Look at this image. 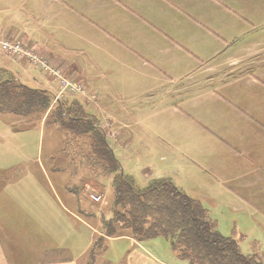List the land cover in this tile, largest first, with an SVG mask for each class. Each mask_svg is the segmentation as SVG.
<instances>
[{
  "label": "crops",
  "instance_id": "1",
  "mask_svg": "<svg viewBox=\"0 0 264 264\" xmlns=\"http://www.w3.org/2000/svg\"><path fill=\"white\" fill-rule=\"evenodd\" d=\"M146 1L142 6L149 13L151 1ZM120 5L119 0H17L13 4L9 0H0V35L21 41L55 66L68 68L72 78L80 79L88 90L97 92L99 105L108 110L117 124L115 130L123 134L120 138L130 140L131 146L132 141L139 138L136 134L138 128L151 131V121L161 122L162 128L166 129L170 117L163 119V102L170 96L179 95L180 115H183V119L176 121L179 150L180 146L191 145L187 134H195L194 147H201L194 149L193 156L196 157L193 163L205 170L203 172L218 183L225 195L231 194L242 202L241 211H257L258 226L264 233V67L258 68L261 54L264 55V42L236 48L219 39L224 49L219 48L218 43L201 49L195 45L185 46L171 34L155 27L152 21L150 32L142 35L136 44H122L114 32V25L120 20ZM123 7L142 19L135 12L137 8L133 10L126 4ZM106 13L109 27L105 26ZM187 17L194 22L192 16ZM208 34L212 36L210 29ZM5 59L9 60L8 64L0 63V67L12 70L23 83L48 90L54 96L59 94L58 83L44 71L40 72L41 75L31 73L28 60L14 63L9 56ZM229 59L237 60L236 65L241 61L239 74H234V71L226 73L224 69L229 66ZM23 72L26 82L19 77ZM170 82L178 83V87L171 88ZM184 83L191 85L187 87ZM67 97L80 98L102 123L100 112L92 110L84 97L75 94L64 96ZM219 103L226 105L227 120L224 115H213L220 111ZM203 109L208 111L204 119L201 117ZM11 118L15 117H5L7 121H12ZM12 123H0V133L8 131L9 137H16L10 142L13 148L7 147L13 150V157L9 153L0 156L6 163L0 160V264H87L92 239L95 234H101L89 221L75 214L78 194L72 188L71 171L68 168L58 170L54 161L57 154L50 153L49 162H54L48 168L54 177L50 192L32 170L37 166L38 173L48 177L41 155L35 157L22 148L25 143L32 146L30 134L16 132ZM158 138L166 144L162 137ZM117 140L115 136L112 138L114 143H118ZM18 158L31 169L24 179L16 175H21V171L16 169ZM239 160L242 161L240 165L234 164ZM225 161H230V164L223 166ZM198 162L210 163L220 171L219 175L225 173L226 176L216 178V170H206V166ZM41 190L51 193L53 208L64 212L55 223V228L59 219L62 227L65 224L66 234L60 251L82 249L73 257L43 260L40 253L37 257L35 244L26 238L36 234V221L39 224L41 221L42 203L35 196L41 195ZM29 192L33 193L25 196ZM210 202L216 204L217 199ZM55 211L58 216V210ZM212 221L218 230V222ZM160 239L140 243L128 236L109 238L103 253H109L107 259L112 264H117L116 259L118 264H189L174 253L171 260L161 259L153 243L163 242ZM256 242L264 248V239L259 242L257 238ZM112 245L122 249L118 257L112 255ZM263 255L264 251L247 256H256L264 263Z\"/></svg>",
  "mask_w": 264,
  "mask_h": 264
},
{
  "label": "rangeland",
  "instance_id": "2",
  "mask_svg": "<svg viewBox=\"0 0 264 264\" xmlns=\"http://www.w3.org/2000/svg\"><path fill=\"white\" fill-rule=\"evenodd\" d=\"M9 1L13 4L14 1L17 0ZM119 1L121 2L120 7L122 10L120 20L116 21V24L114 25V32L122 40V44H136V42L141 39L142 35H146L150 32L152 21L155 27H159L171 34L177 38V40L183 42L185 46L189 44L204 49L205 47H209L210 45L213 46L215 43H218V47L224 49L223 45L219 44V39L228 41L236 48H240L242 45L252 46L264 42V0H150L149 13L146 11L147 8L142 6L144 2H147L146 0ZM125 4L133 10L137 8V11L135 12L141 16L142 19L133 16V13L131 12H127L123 7ZM140 10L143 13L138 12ZM143 14H146L149 18L145 17ZM187 16H192L194 22L190 21ZM105 26L109 27L108 13H106ZM208 29L211 30L212 36L208 34ZM25 47L29 49L32 54L35 53L38 55L40 59H42L41 62L51 66L50 68L59 74L56 75L53 72L49 73L48 71L39 67H34L27 62L31 73L41 75L40 72L44 71L50 78L58 83V92H61L63 96L67 94H77L79 96L80 94V96L82 95V97H84L91 105L90 107L92 110L100 112L102 123L100 124L98 121V126H100L104 134L108 136V141L111 143L110 145L115 149L116 156L123 168V173L130 176L138 188H146L157 179L170 180L175 186L193 199L200 201L202 205L208 209L212 220L218 222V231L224 236L236 239L242 253L246 255L257 254L258 252L263 253L264 248L262 247V244L260 243L259 246L256 242L257 238L259 242L264 239V233L258 226L257 211H241L243 203L231 194L225 195L218 183L212 181L210 175L208 176L203 172L205 170H201L196 163H193V159L196 157L193 156V151L194 149L199 150L201 147L200 145L194 147L195 134H187V138H189L191 145L189 147L180 146L181 150H179V147L177 146L178 132L176 130V121L177 119H183V115H180L181 104L178 99L179 95L170 96L169 99L167 98L163 102L165 105L163 107V119L170 117L166 129L162 128L161 122L151 121L149 123L151 131H144L142 128H138L136 134H138L139 138L132 141L133 144L131 146V142H129L130 140L120 138L123 134H120L115 130L117 124L114 122V118L109 114L108 110L104 108V106L103 109L101 105H99L100 101L97 92H91L88 90L86 84L80 79L72 78L69 75L68 68L65 69L64 66H55L34 49L29 48L27 45H25ZM251 56L258 57V55ZM5 57L8 56L0 55L1 64H8L9 60L5 59ZM261 57L262 61L258 64V68L264 67V55L261 54ZM9 58L14 60V63H16V61H23L12 56H9ZM236 63L237 60L229 59V66L224 69L226 70V73L231 74V72L234 71V74H239L242 71L240 68L241 66H239L241 61H239V64L237 65ZM17 68L20 69L18 66ZM19 77L26 82L24 72ZM184 84L187 87L191 85V83ZM29 85L34 87L32 84ZM77 87L79 89H77ZM170 87L176 88L178 87V83L170 82ZM60 99L66 98H58V100ZM54 102L56 103V100ZM219 108H221L219 109L220 111H215L213 115L216 117H218V115H224L226 117L225 120H227L228 115L225 109L226 105H221L219 103ZM7 115H11L15 118H11L12 121H7L5 119ZM206 115H208V111L203 109L201 111V117L204 119ZM225 120L218 119V121L223 123ZM53 121L52 112L50 114V111L43 117L36 116L26 119L8 113H0V123L5 124L6 122H15L12 124H14L16 132L30 134V140L33 142L32 146L31 143L29 145L28 143H25L22 148L27 149V153L35 157L41 155L43 167L46 171L49 166H53L54 163L51 162V164L49 162L50 153L57 154L56 160L54 159L57 163V169L62 170L60 168L62 166L64 170L68 168L72 173V188L78 194V208L75 211V214L83 220L89 221L96 230L100 231V227L103 223L102 220H108L111 218H107V216L110 214L112 215L115 202L111 179L104 177L101 166L100 169L91 167L95 166L97 161L94 163L96 158L91 154L92 141L87 138V136H79L72 133V131H66L69 134L65 141L67 146L65 151L61 153L60 151L63 150L64 138L60 132L51 127ZM126 132L130 133L129 131ZM7 133L8 131L6 134L0 133V156L9 153V156L13 157V150L8 149L7 147L11 146L10 142H13L12 140H14L12 138L16 137H9ZM199 133L200 136H204L201 132ZM114 136L118 139L116 141L118 143L112 141ZM158 136L162 137L166 142L165 145ZM196 136L199 137L198 135ZM202 141L203 140H201V142ZM11 148L13 147L11 146ZM0 160L3 164H6L4 163V159ZM6 161L8 162V160ZM17 161L19 162L16 169L17 171H21V175H18L17 173L16 175L18 177L21 176V179H24L31 169L23 159L18 158ZM241 162V160L234 161V164L240 165ZM198 164H204L207 168L206 170H216L214 173L216 178L226 176L225 173L219 175L220 171L213 168L210 163L198 162ZM227 164H230V161H225L222 165L225 166ZM146 167L150 169H146ZM12 169H14V167ZM32 170L37 175L36 178L42 182V185L47 189L49 187V191L51 192V183L54 180L53 173L48 170V177H43L42 174L38 173L37 166H33ZM26 172L27 174H25ZM8 174L11 175L10 173ZM61 175L65 176V174ZM58 177H60V174ZM3 181L4 179H2V182ZM25 190H30V188H25ZM220 191L222 192L217 194V192ZM32 193L33 192L26 193L25 196ZM93 194L102 196V200L98 203L93 201L91 199ZM35 196H37L42 203L41 221L40 224L36 221V234L26 236V238H29L31 240L29 242H32L33 245L35 244L37 257L39 253L43 260H48L53 257L68 258L75 256L77 254L76 252L81 251L82 249H76L71 252L67 249L60 251L64 243H62L63 238L66 234L64 227L65 224L62 227V225H60L62 220L59 219V225L55 228V223L56 219L60 217V213L64 212L60 208H53V205L51 204V193L46 194L41 190V195L36 194ZM211 199H217V203H211ZM55 210H58V216L57 211ZM212 220L211 222L215 226V222ZM242 237L244 239H242ZM98 238L99 235L95 234L92 239L93 243H95ZM160 240L163 242H153L156 244V254L161 256V259L163 260H171V255L173 254V251H171V244L164 238H161ZM92 248L93 244L90 248V253ZM121 250L122 249L117 248L114 245L110 246L112 255L116 257L119 256L118 252ZM90 253L88 255L87 264H112L107 259L109 257L108 252L95 253V259H91ZM185 262L189 263L188 261ZM116 263H119L118 259H116Z\"/></svg>",
  "mask_w": 264,
  "mask_h": 264
},
{
  "label": "trees",
  "instance_id": "3",
  "mask_svg": "<svg viewBox=\"0 0 264 264\" xmlns=\"http://www.w3.org/2000/svg\"><path fill=\"white\" fill-rule=\"evenodd\" d=\"M49 111L54 119L51 127L64 138L60 152L67 146L66 131L87 136L92 141L94 163L99 162L91 167L101 166L104 177L111 179L115 195L112 216L100 227L91 259H95V253L105 251L109 238L128 236L140 243L164 238L175 256L190 264H264L256 256L244 255L234 238L219 233L201 203L170 180L157 179L141 189L130 176L122 175L109 138L80 98L67 97L55 103L52 92L31 87L11 70L0 67V113L26 119L43 117Z\"/></svg>",
  "mask_w": 264,
  "mask_h": 264
},
{
  "label": "built area",
  "instance_id": "4",
  "mask_svg": "<svg viewBox=\"0 0 264 264\" xmlns=\"http://www.w3.org/2000/svg\"><path fill=\"white\" fill-rule=\"evenodd\" d=\"M0 55L4 56H12L18 60H28V62L34 66L42 68L46 71L53 72L54 74L58 75L59 73L56 71H53L48 64L41 62L42 59L35 53L32 54L29 49L25 47V45L21 41H13L9 38L2 37L0 35ZM71 85V84H69ZM77 89H79L77 87ZM77 95V94H75ZM80 95V94H79ZM82 96V95H81ZM64 97L61 92L56 96L55 100H58V98ZM91 199L95 202H100L102 200V196L93 194L91 196Z\"/></svg>",
  "mask_w": 264,
  "mask_h": 264
},
{
  "label": "water",
  "instance_id": "5",
  "mask_svg": "<svg viewBox=\"0 0 264 264\" xmlns=\"http://www.w3.org/2000/svg\"><path fill=\"white\" fill-rule=\"evenodd\" d=\"M56 101H60V100H56ZM121 171H122V175H123V168L121 167Z\"/></svg>",
  "mask_w": 264,
  "mask_h": 264
}]
</instances>
